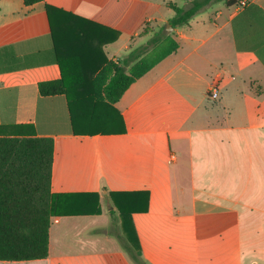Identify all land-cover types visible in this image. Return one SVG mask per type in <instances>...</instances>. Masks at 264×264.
I'll return each instance as SVG.
<instances>
[{
  "label": "crops",
  "instance_id": "obj_1",
  "mask_svg": "<svg viewBox=\"0 0 264 264\" xmlns=\"http://www.w3.org/2000/svg\"><path fill=\"white\" fill-rule=\"evenodd\" d=\"M240 1L165 29L178 49L130 85L115 104L126 131L109 133L40 93L62 76L46 6L117 33L104 53L132 55L130 70L170 4L192 0H0V137L53 139L51 192L71 212L52 217L47 258L0 264H264V0Z\"/></svg>",
  "mask_w": 264,
  "mask_h": 264
},
{
  "label": "trees",
  "instance_id": "obj_2",
  "mask_svg": "<svg viewBox=\"0 0 264 264\" xmlns=\"http://www.w3.org/2000/svg\"><path fill=\"white\" fill-rule=\"evenodd\" d=\"M24 1L31 6L43 0ZM214 1L220 0H192L189 8L170 4L174 11L170 25L174 29L188 25L195 15ZM223 1L231 6L240 0ZM46 10L62 76L41 83V95L64 94L73 118L79 113L89 118L104 116L101 127L113 128L108 130L109 133H125L124 120L115 104L136 79L175 52L178 44L166 34L165 28H161L154 38L158 43L154 51L127 70L132 55L118 64L109 61L103 50L105 45L117 39V33L109 37L94 23L50 5ZM110 114L117 118L112 125ZM53 158L54 141L51 138L0 137V261L47 258L52 217L71 215L69 211L60 212L57 197L51 192ZM119 195L111 193V198L124 219L129 212L117 201ZM136 250V260L140 262L138 239Z\"/></svg>",
  "mask_w": 264,
  "mask_h": 264
},
{
  "label": "built area",
  "instance_id": "obj_3",
  "mask_svg": "<svg viewBox=\"0 0 264 264\" xmlns=\"http://www.w3.org/2000/svg\"><path fill=\"white\" fill-rule=\"evenodd\" d=\"M241 4L244 5L245 3L242 2ZM219 91H220L219 84L214 83V84L211 86V88H210V90H209V92H208V96H209L210 98H212V99H217L218 96H219Z\"/></svg>",
  "mask_w": 264,
  "mask_h": 264
},
{
  "label": "water",
  "instance_id": "obj_4",
  "mask_svg": "<svg viewBox=\"0 0 264 264\" xmlns=\"http://www.w3.org/2000/svg\"><path fill=\"white\" fill-rule=\"evenodd\" d=\"M172 29H173V27L170 24H168L167 31L170 32V30H172Z\"/></svg>",
  "mask_w": 264,
  "mask_h": 264
},
{
  "label": "rangeland",
  "instance_id": "obj_5",
  "mask_svg": "<svg viewBox=\"0 0 264 264\" xmlns=\"http://www.w3.org/2000/svg\"><path fill=\"white\" fill-rule=\"evenodd\" d=\"M182 5V4H181ZM168 27L166 26L165 29H167ZM151 37V36H150Z\"/></svg>",
  "mask_w": 264,
  "mask_h": 264
}]
</instances>
